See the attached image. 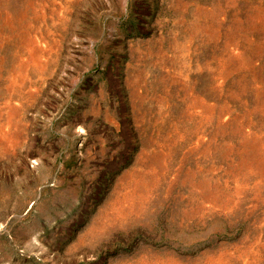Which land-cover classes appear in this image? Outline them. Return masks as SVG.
I'll use <instances>...</instances> for the list:
<instances>
[{
  "label": "rangeland",
  "instance_id": "1",
  "mask_svg": "<svg viewBox=\"0 0 264 264\" xmlns=\"http://www.w3.org/2000/svg\"><path fill=\"white\" fill-rule=\"evenodd\" d=\"M0 264H264V0H0Z\"/></svg>",
  "mask_w": 264,
  "mask_h": 264
}]
</instances>
